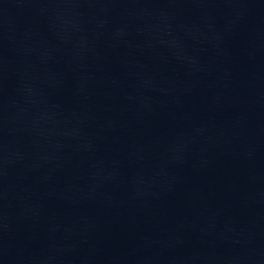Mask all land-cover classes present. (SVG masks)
<instances>
[{"label": "water", "instance_id": "95a60500", "mask_svg": "<svg viewBox=\"0 0 264 264\" xmlns=\"http://www.w3.org/2000/svg\"><path fill=\"white\" fill-rule=\"evenodd\" d=\"M0 264H264V0H0Z\"/></svg>", "mask_w": 264, "mask_h": 264}]
</instances>
